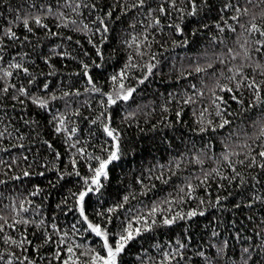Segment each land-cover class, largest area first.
<instances>
[{
    "label": "trees",
    "instance_id": "trees-1",
    "mask_svg": "<svg viewBox=\"0 0 264 264\" xmlns=\"http://www.w3.org/2000/svg\"><path fill=\"white\" fill-rule=\"evenodd\" d=\"M0 264H264V0H0Z\"/></svg>",
    "mask_w": 264,
    "mask_h": 264
},
{
    "label": "water",
    "instance_id": "water-1",
    "mask_svg": "<svg viewBox=\"0 0 264 264\" xmlns=\"http://www.w3.org/2000/svg\"><path fill=\"white\" fill-rule=\"evenodd\" d=\"M97 181V180H96Z\"/></svg>",
    "mask_w": 264,
    "mask_h": 264
}]
</instances>
